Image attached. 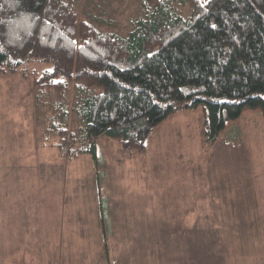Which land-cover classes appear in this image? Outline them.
Instances as JSON below:
<instances>
[{
  "label": "rangeland",
  "instance_id": "rangeland-1",
  "mask_svg": "<svg viewBox=\"0 0 264 264\" xmlns=\"http://www.w3.org/2000/svg\"><path fill=\"white\" fill-rule=\"evenodd\" d=\"M140 2L78 0V13L127 34L142 14ZM52 68V62L30 60L16 73L0 72V264H259V232L250 237L254 222L244 218L258 212L242 203V194L249 179L264 182L260 110L229 120L214 143L201 132L202 106L157 125L145 153L99 137L98 165L89 154L69 155L62 137L50 132L54 94L38 100L33 80ZM68 100L72 104V94ZM69 125L78 132L71 115ZM191 187L186 197L198 189L204 199L218 192L234 202L209 198L201 216L183 220L186 210L199 212L195 197L182 203ZM189 227L204 234L163 235Z\"/></svg>",
  "mask_w": 264,
  "mask_h": 264
},
{
  "label": "trees",
  "instance_id": "trees-1",
  "mask_svg": "<svg viewBox=\"0 0 264 264\" xmlns=\"http://www.w3.org/2000/svg\"><path fill=\"white\" fill-rule=\"evenodd\" d=\"M140 4L120 34L80 19L78 0H0V72L53 63L33 85L38 100L54 94L47 122L71 156L89 154L100 165L99 137L145 153L154 128L183 109L203 107L209 143L246 109L264 115V0Z\"/></svg>",
  "mask_w": 264,
  "mask_h": 264
},
{
  "label": "crops",
  "instance_id": "crops-1",
  "mask_svg": "<svg viewBox=\"0 0 264 264\" xmlns=\"http://www.w3.org/2000/svg\"><path fill=\"white\" fill-rule=\"evenodd\" d=\"M264 174V173H263ZM250 182L249 183H244L243 184V194H242V203L244 205H254L255 206V210L256 212H258L256 215L255 214H246L244 216V218L248 221V223L251 224V222L253 221L254 223V226L253 227H257L259 228V230L254 229L253 227L249 228V230H247V234L250 236V237H253L255 235H257V231L259 232V236H260V240H258L259 242V251H260V254H259V257H258V260H259V264H264V182H261V181H258L256 180L257 182H255V180L251 183V179H249ZM200 186L201 188H203V184L200 182ZM191 193L192 192V187L189 188V190L187 189L186 193H184V196L182 197V203L184 204H189L191 203L192 199L195 197V200H194V203L196 205H200L198 207L199 209V212L194 211V212H191L192 210H186L183 215H182V219L183 220H187V219H197V216H201L202 213H201V209H202V206L204 203H209L210 201H215L217 203H233L234 200H233V196L231 195H227V199L224 200L225 198V195H220V193H213V196L209 197L208 195L205 197L204 199V196H202V192L199 191L198 189L193 191V195H189L186 197L187 193ZM226 194V193H225ZM220 196H222V200L220 201L219 198ZM232 198V200H229V198ZM211 198V200L209 201L208 199ZM249 212H252L251 210ZM254 213V212H253ZM252 217V218H251ZM257 221V222H256ZM259 221V223H258ZM256 222V223H255ZM247 223V222H246ZM170 230V231H169ZM165 229L163 230V235H166V233L168 235H181V234H187V235H202L204 234V229L203 228H196V227H189V228H184L182 230H178V229H174V230H171V229ZM213 230V229H212ZM253 230V231H252ZM197 231H200V232H197ZM210 230H208L205 234H207ZM148 235H151L153 236L155 234V231L150 229V230H147L145 231ZM178 232V233H177ZM203 232V233H202ZM216 232V231H215ZM222 232V231H221ZM246 234V233H245ZM224 235V233H223ZM246 240V243H254L252 242V240H249V239H244V241ZM181 242V241H180ZM236 244H244L243 241L241 240H237L235 241ZM182 246L185 247V241H182L181 243ZM256 248V245L253 246V249L255 250ZM226 250H227V247H226ZM182 251L185 252V250L182 249ZM226 264H229V263H226Z\"/></svg>",
  "mask_w": 264,
  "mask_h": 264
},
{
  "label": "snow or ice",
  "instance_id": "snow-or-ice-1",
  "mask_svg": "<svg viewBox=\"0 0 264 264\" xmlns=\"http://www.w3.org/2000/svg\"><path fill=\"white\" fill-rule=\"evenodd\" d=\"M213 27H215V25H213Z\"/></svg>",
  "mask_w": 264,
  "mask_h": 264
}]
</instances>
